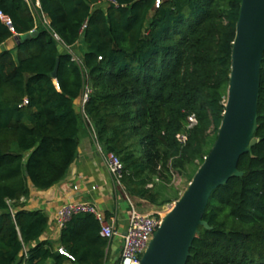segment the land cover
Masks as SVG:
<instances>
[{
	"label": "trees",
	"instance_id": "obj_1",
	"mask_svg": "<svg viewBox=\"0 0 264 264\" xmlns=\"http://www.w3.org/2000/svg\"><path fill=\"white\" fill-rule=\"evenodd\" d=\"M241 3L40 0L48 23H37L24 0H0L13 25L0 18V48L37 31L0 51V264L112 263L94 215H73L54 241L45 238L47 213L23 200L31 185L47 190L67 176L87 88L84 112L123 163L131 198L160 205V183L190 167L192 180L223 119ZM79 42L77 59L70 50ZM258 114V142L238 163L244 174L213 192L204 215L211 228L200 227L187 264H264V56Z\"/></svg>",
	"mask_w": 264,
	"mask_h": 264
},
{
	"label": "water",
	"instance_id": "obj_2",
	"mask_svg": "<svg viewBox=\"0 0 264 264\" xmlns=\"http://www.w3.org/2000/svg\"><path fill=\"white\" fill-rule=\"evenodd\" d=\"M36 30L15 36L21 42ZM62 52L64 47L59 45ZM264 56V0H242L232 44V68L223 119L210 153L187 189L163 217L144 252L141 264H187L213 192L231 178L242 176L240 157L258 142V100ZM60 58L52 72L57 76ZM115 247L113 254H115ZM117 257L114 256L113 263Z\"/></svg>",
	"mask_w": 264,
	"mask_h": 264
},
{
	"label": "crops",
	"instance_id": "obj_3",
	"mask_svg": "<svg viewBox=\"0 0 264 264\" xmlns=\"http://www.w3.org/2000/svg\"><path fill=\"white\" fill-rule=\"evenodd\" d=\"M16 43V39L13 38L3 45L0 51L3 48L12 49ZM80 45H82V53L79 56H82L85 50L83 42L77 43L73 48ZM76 105L81 113L82 126L77 157L67 176L47 190H40L31 185L30 195L23 199L26 208L41 209L47 213L50 224L45 238L54 241L60 238L61 233L54 222L57 210L71 201L83 200L97 204L109 217H115L116 227L122 233L126 231L128 224L129 204L124 196L120 195L121 190L117 188L99 151L94 127L84 112L82 98L76 102Z\"/></svg>",
	"mask_w": 264,
	"mask_h": 264
},
{
	"label": "built area",
	"instance_id": "obj_4",
	"mask_svg": "<svg viewBox=\"0 0 264 264\" xmlns=\"http://www.w3.org/2000/svg\"><path fill=\"white\" fill-rule=\"evenodd\" d=\"M24 1L27 3L35 18L36 15H40L42 17L41 21L43 23H48L47 17L41 10L40 0ZM0 18L11 29H13L12 20L7 14L0 11ZM55 37L59 40V37L56 34ZM88 93L89 89L87 88L84 96L82 97L83 106L87 101ZM196 122L197 120L194 116L189 117V127L194 125ZM99 151L104 157L106 166L112 175L117 188L121 190L120 195L124 196L129 204V217L126 231L122 233L119 229H117L114 216L109 217L97 204L83 200L71 201L60 206V208L57 210L54 222L61 230L65 223L73 215L80 213L92 214L101 224L100 235L110 241L108 249L113 252L114 248H117L115 250V254L111 252L113 258L114 256L117 257L116 263L141 264L142 256L146 251L155 230L159 227L163 217L171 208L164 212L156 210L149 213H142L139 211L133 204L131 198L128 196L126 190L123 188V163L121 162L120 158L115 153L104 150L100 143ZM117 239L120 241H117ZM118 251L119 253H117ZM60 252L71 257L63 248H60Z\"/></svg>",
	"mask_w": 264,
	"mask_h": 264
},
{
	"label": "rangeland",
	"instance_id": "obj_5",
	"mask_svg": "<svg viewBox=\"0 0 264 264\" xmlns=\"http://www.w3.org/2000/svg\"><path fill=\"white\" fill-rule=\"evenodd\" d=\"M103 6H105V3L102 4ZM42 17L40 15H36V20L37 23L42 22L41 19ZM82 45H80V47H76L71 49L70 51L75 55V57L77 59L81 58L79 56V54L82 53ZM192 167H190V169L186 172V173H176L171 184H159V191L161 192L160 194V201H162L163 203L160 205H150L149 203L146 202H138L137 200L131 198L129 195V197L131 198L133 204L136 206V208L141 211L142 213H149L152 211H167L169 208H171L173 206V204L175 203V201L180 198V196L184 193V191L187 189L189 183H190V178H191V172H192ZM119 253V251L117 252ZM111 264H115L112 263ZM117 264V263H116Z\"/></svg>",
	"mask_w": 264,
	"mask_h": 264
}]
</instances>
